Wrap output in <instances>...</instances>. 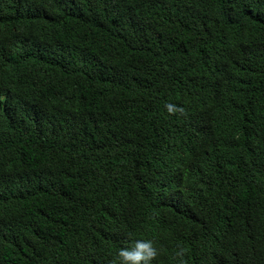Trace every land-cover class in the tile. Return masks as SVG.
Here are the masks:
<instances>
[{"label": "trees", "instance_id": "obj_1", "mask_svg": "<svg viewBox=\"0 0 264 264\" xmlns=\"http://www.w3.org/2000/svg\"><path fill=\"white\" fill-rule=\"evenodd\" d=\"M140 238L264 264V0H0V264Z\"/></svg>", "mask_w": 264, "mask_h": 264}, {"label": "clouds", "instance_id": "obj_2", "mask_svg": "<svg viewBox=\"0 0 264 264\" xmlns=\"http://www.w3.org/2000/svg\"><path fill=\"white\" fill-rule=\"evenodd\" d=\"M167 111L175 113L180 109L171 103L166 105ZM161 254V250L152 239H136L117 252L116 264H152ZM182 255V253H177Z\"/></svg>", "mask_w": 264, "mask_h": 264}]
</instances>
